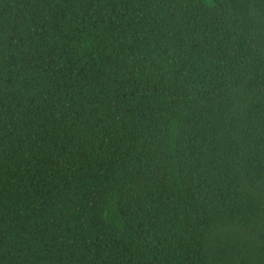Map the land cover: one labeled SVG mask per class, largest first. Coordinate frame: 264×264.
I'll return each mask as SVG.
<instances>
[{
  "label": "trees",
  "instance_id": "obj_1",
  "mask_svg": "<svg viewBox=\"0 0 264 264\" xmlns=\"http://www.w3.org/2000/svg\"><path fill=\"white\" fill-rule=\"evenodd\" d=\"M0 264H264V0H0Z\"/></svg>",
  "mask_w": 264,
  "mask_h": 264
},
{
  "label": "rangeland",
  "instance_id": "obj_2",
  "mask_svg": "<svg viewBox=\"0 0 264 264\" xmlns=\"http://www.w3.org/2000/svg\"><path fill=\"white\" fill-rule=\"evenodd\" d=\"M205 1H206V3H207V4H209V3H210V0H205Z\"/></svg>",
  "mask_w": 264,
  "mask_h": 264
}]
</instances>
